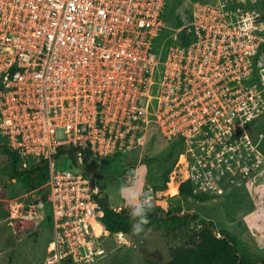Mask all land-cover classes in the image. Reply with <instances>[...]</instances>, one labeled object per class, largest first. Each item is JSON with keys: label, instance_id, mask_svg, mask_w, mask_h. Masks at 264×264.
Returning a JSON list of instances; mask_svg holds the SVG:
<instances>
[{"label": "built area", "instance_id": "2783aa9c", "mask_svg": "<svg viewBox=\"0 0 264 264\" xmlns=\"http://www.w3.org/2000/svg\"><path fill=\"white\" fill-rule=\"evenodd\" d=\"M169 2L0 0V135L23 165L48 164L58 264L105 252L93 168L125 156L152 123L185 142L194 192L263 172L248 128L264 114V11L197 1L172 27Z\"/></svg>", "mask_w": 264, "mask_h": 264}, {"label": "rangeland", "instance_id": "374dc122", "mask_svg": "<svg viewBox=\"0 0 264 264\" xmlns=\"http://www.w3.org/2000/svg\"><path fill=\"white\" fill-rule=\"evenodd\" d=\"M197 1L238 4L237 0H170L169 5L174 4L175 13L185 17L186 12L192 10ZM252 1L255 2L240 0L247 4ZM257 2L264 6V0ZM167 23L172 27L176 26L174 16L169 17ZM166 55V52H163V61ZM248 131L264 154V116L255 120ZM6 139L7 137L3 136V140ZM171 142L172 139L166 137L152 123L145 139L129 149L127 156L121 158L118 153L97 160V168H93V172L96 181L106 192L110 205L129 203L143 206L151 203L161 205L168 211L182 204L183 211L194 210V214L199 213L197 219L192 220V224L200 222L203 217L213 219L218 230L228 229L238 237L241 250L255 258L264 256V168L255 179L224 174L220 181L221 190L207 192V197L203 200L194 196L181 197L180 193H170L168 188L170 182L179 181L180 186L189 176L186 169L185 142L177 148L179 155L169 173L166 186H163L164 173L170 162L148 161L151 156L167 155ZM133 157L137 159H130ZM1 175L5 177L9 173ZM3 186L0 185V199L3 206L10 210V215L0 218V264H58L52 244L53 228L48 224L44 223L37 236L20 239L16 237L23 229L33 225L35 215H30V210L37 209V205L33 204H37L38 194L30 190L13 197H2L5 191ZM129 189L133 195L131 199L127 195ZM145 191L151 192V201H147ZM101 241L105 252L97 256L92 264H162L171 258L172 250L182 243V238L166 236L162 227H145L139 234L132 229L129 233L108 234L99 239L98 243Z\"/></svg>", "mask_w": 264, "mask_h": 264}, {"label": "trees", "instance_id": "16d2710c", "mask_svg": "<svg viewBox=\"0 0 264 264\" xmlns=\"http://www.w3.org/2000/svg\"><path fill=\"white\" fill-rule=\"evenodd\" d=\"M177 1L181 2V0ZM257 1L258 0L254 2V6L264 11V6ZM191 13L192 10L189 9L185 17H183L175 13L174 4H167L166 15L168 18H173L174 16L176 25L184 23L191 17ZM168 32V30L165 31L162 36ZM261 117L262 115L258 118ZM255 120H252L249 126H251ZM182 144H184L183 139L180 136H176L171 142V148L167 155H155L148 159L149 162L154 160L163 163L166 161L170 162V166L165 169L163 186L167 185L166 182L169 178V173L179 155L176 152L177 148ZM0 151L1 154L9 156V158L4 159L3 162L0 161V185L3 184V188L5 189L2 197H13L30 190H34L40 196L36 199L38 213L35 214V216L33 215V225L30 228L23 229L20 234H17V239L37 236L44 226V223L53 228L54 219L52 206L48 200V186L45 185L49 175L46 161H39L30 166L23 165L22 159L17 151L6 144V140H3L2 135H0ZM120 157L122 158L124 156L121 154ZM2 173H9V175L4 177L1 175ZM14 178L17 180L13 181ZM159 185L160 184H158V186ZM179 193L181 197L194 196L196 199L201 200L207 197V192H194L193 182L191 180H185L181 183ZM100 200L105 210L102 220L106 224L110 234L118 232L129 233L132 231L133 225L140 223L141 216L134 215V210L128 208L117 210L115 207L111 206L106 193L100 195ZM138 211L142 215L148 216L150 221L144 228L162 227L166 236L175 238L181 236L182 238V243L172 250L171 258L162 264H264V256L255 258L241 250L238 237L234 236L230 230H219L221 234L225 235L224 237L215 235L211 227L216 226L213 219L203 217L200 219V222L192 224V220L197 219L199 215L198 212L192 214L191 211H189L184 216L169 215L172 211H183L182 204H178L174 208L169 209L166 217L163 215L162 211L165 210L161 205H153V208H150L149 205H143V207L136 212ZM9 215L10 210L3 206L2 199H0V218L8 217ZM208 219L210 220L209 224L207 222ZM61 264H76V262L72 255H68L62 259Z\"/></svg>", "mask_w": 264, "mask_h": 264}, {"label": "water", "instance_id": "95a60500", "mask_svg": "<svg viewBox=\"0 0 264 264\" xmlns=\"http://www.w3.org/2000/svg\"><path fill=\"white\" fill-rule=\"evenodd\" d=\"M0 157L2 159L1 162H3L4 159H8L9 156L8 155H1V152H0ZM16 179V178H15ZM143 206L142 205H133V204H122L121 205V209L122 208H128V209H132V210H138V209H141ZM120 209V210H121ZM163 212V215L166 217L167 216V211H162ZM188 212H185V211H172L169 215L170 216H173V215H179V216H184L186 215ZM191 213L194 214L195 211L194 210H191ZM208 224L210 222V220L208 219ZM215 235L217 236H220V237H224L225 235L224 234H221L218 230V228L216 226H211ZM119 235V234H118Z\"/></svg>", "mask_w": 264, "mask_h": 264}, {"label": "clouds", "instance_id": "9594fccd", "mask_svg": "<svg viewBox=\"0 0 264 264\" xmlns=\"http://www.w3.org/2000/svg\"><path fill=\"white\" fill-rule=\"evenodd\" d=\"M1 152V151H0ZM3 155V154H1ZM182 183V182H181ZM181 185V184H180ZM149 207L150 208H153V204H149ZM117 209V207H115ZM121 209V207H120ZM134 215H140L141 216V220H140V223L137 224V225H133V231L137 234H139L140 232H142L144 230V226L149 224V219H148V216H144L142 215L139 211L134 213Z\"/></svg>", "mask_w": 264, "mask_h": 264}, {"label": "bare ground", "instance_id": "6f19581e", "mask_svg": "<svg viewBox=\"0 0 264 264\" xmlns=\"http://www.w3.org/2000/svg\"><path fill=\"white\" fill-rule=\"evenodd\" d=\"M186 175H187V173H186ZM168 189H169V192L172 194L179 193V181L170 182V186Z\"/></svg>", "mask_w": 264, "mask_h": 264}, {"label": "crops", "instance_id": "0c3cea01", "mask_svg": "<svg viewBox=\"0 0 264 264\" xmlns=\"http://www.w3.org/2000/svg\"><path fill=\"white\" fill-rule=\"evenodd\" d=\"M127 154V153H126ZM125 154V155H126ZM124 156V155H123ZM127 156V155H126ZM129 157H132L131 155H129ZM134 158H136L137 159V157H133V158H130V159H134ZM181 184V183H180ZM127 189V188H126ZM179 189H180V186H179ZM128 192H129V194H127L128 195V197H129V199H131V198H133V195H131V193H130V189L128 190ZM106 193V192H105ZM144 195H150L151 196V192H146L145 191V194ZM129 199L126 201V202H128L129 201ZM123 204H129V203H123ZM122 205V204H121ZM121 205H118L119 207H121ZM118 206H113V207H117L118 208Z\"/></svg>", "mask_w": 264, "mask_h": 264}]
</instances>
